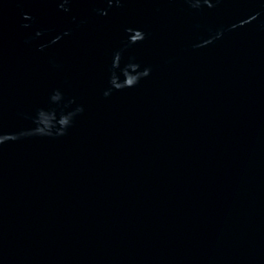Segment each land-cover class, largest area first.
<instances>
[{
  "label": "water",
  "instance_id": "obj_1",
  "mask_svg": "<svg viewBox=\"0 0 264 264\" xmlns=\"http://www.w3.org/2000/svg\"><path fill=\"white\" fill-rule=\"evenodd\" d=\"M0 264H264V0H0Z\"/></svg>",
  "mask_w": 264,
  "mask_h": 264
}]
</instances>
